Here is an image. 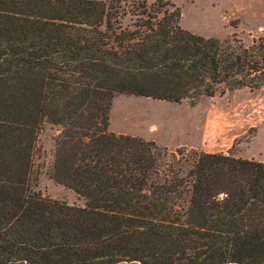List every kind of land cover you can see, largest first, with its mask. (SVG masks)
Wrapping results in <instances>:
<instances>
[{"label":"trees","instance_id":"trees-1","mask_svg":"<svg viewBox=\"0 0 264 264\" xmlns=\"http://www.w3.org/2000/svg\"><path fill=\"white\" fill-rule=\"evenodd\" d=\"M172 0H0V264H264V161L109 130L117 93L264 88V32L186 30ZM83 204L32 187L37 137ZM253 128V127H252Z\"/></svg>","mask_w":264,"mask_h":264},{"label":"rangeland","instance_id":"rangeland-1","mask_svg":"<svg viewBox=\"0 0 264 264\" xmlns=\"http://www.w3.org/2000/svg\"><path fill=\"white\" fill-rule=\"evenodd\" d=\"M153 2L154 0H148ZM181 7V25L205 37H236L245 45L264 32V0H172ZM109 130L142 136L175 151L228 152L264 161V88H237L204 96L197 104L188 99L167 101L117 93ZM253 127V128H252ZM61 127L45 122L37 137L32 187L51 198L83 204L75 191L50 178L48 168L56 151Z\"/></svg>","mask_w":264,"mask_h":264}]
</instances>
